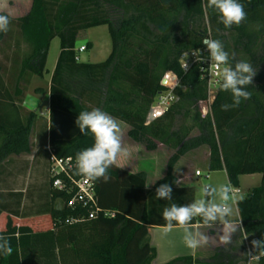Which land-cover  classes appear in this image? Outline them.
<instances>
[{"label": "trees", "instance_id": "obj_1", "mask_svg": "<svg viewBox=\"0 0 264 264\" xmlns=\"http://www.w3.org/2000/svg\"><path fill=\"white\" fill-rule=\"evenodd\" d=\"M240 2L247 19L231 28L219 22L206 0H32L22 16L0 12L14 26L0 33V43L12 48L7 62L0 63V167L12 156L32 153L38 115L23 102L33 77L47 72L55 37L60 53L49 89V132L38 139L44 145L37 154L44 152L49 160L51 153L71 157L74 163L76 153L93 143L75 120L80 111L96 107L128 124L129 137L147 150L159 144L176 149L152 189L145 172L129 173L116 164L107 183L92 180L101 211L96 218H89V208L82 204L69 205L75 189L65 173L60 177L66 187L55 188L51 167L50 204L43 211L24 214V191L0 190V234L11 237L12 247L11 255L0 254V264H152L157 249L151 245V226H166L164 207L195 200L193 188L175 186L174 166L184 154L204 146L209 172L225 169L232 187L239 188L241 175L260 173L262 181L237 200L242 228L231 232L230 243L218 247L207 262L184 257L168 264H246L245 236L264 238V0ZM206 17L210 31L203 25ZM102 25L108 26L112 40L109 56L100 62L80 61V31ZM205 38L219 39L230 63L249 62L257 75L247 89L249 100L223 111L221 105L231 104L232 96L219 88L211 113L203 117L200 102L207 99V88L196 68L182 71L180 58L203 46ZM167 72L177 73L184 89L176 88L175 102L148 123L154 98L167 89L162 85ZM69 173L76 179L83 176L73 168ZM164 183L173 189L171 201L155 197ZM199 222L204 223L196 217L190 224ZM256 255L257 264H264V255Z\"/></svg>", "mask_w": 264, "mask_h": 264}, {"label": "clouds", "instance_id": "obj_2", "mask_svg": "<svg viewBox=\"0 0 264 264\" xmlns=\"http://www.w3.org/2000/svg\"><path fill=\"white\" fill-rule=\"evenodd\" d=\"M206 7L213 8L218 13L219 22L225 28H231L233 25L239 26L247 19L244 4L240 0H206ZM9 24V18L0 15V33L7 34ZM202 44L207 49L210 62L221 69L219 73L220 90L229 92L232 96V103L222 104L221 110L227 111L238 107L242 101L249 100L251 92L247 89L253 86L257 68L246 61H236L234 65L230 63L229 53L225 51L219 39L205 38ZM75 124L83 136L91 135L93 143L90 147L76 153L74 173L94 181L102 179L107 183L111 179L109 169L116 164L120 155L125 154L120 123L108 112L96 107L80 111ZM230 191L227 185L218 187L205 185L201 189L202 197L199 200L184 205L171 203L164 207L161 218L168 229L177 224L184 226L186 229L185 243L188 248L195 250L203 243H207L208 237L198 231H188L187 226L196 217H200L205 224H208L230 216L232 209L227 203ZM172 192L171 185L164 183L156 188L155 197L159 200L171 201ZM224 242L230 243V236ZM257 252L264 255V238L251 241V248L246 252L250 262L253 259H259ZM11 253V237L0 234V254L11 255Z\"/></svg>", "mask_w": 264, "mask_h": 264}, {"label": "crops", "instance_id": "obj_3", "mask_svg": "<svg viewBox=\"0 0 264 264\" xmlns=\"http://www.w3.org/2000/svg\"><path fill=\"white\" fill-rule=\"evenodd\" d=\"M31 4H32V0H14L13 5L11 7L12 9L10 8L11 12L8 10H4V12H7L9 15L14 16V17L22 16L30 10ZM14 10H17V11L24 10V14L14 15V13H12ZM52 43H53V40L50 45L48 59H47V65H46L47 72L45 73L43 78L33 77L28 93H27V96L23 102V106L27 110L35 111L38 115L36 126H35V131L33 134V140H38V139L43 138L44 137L43 133L44 134L46 133V135L48 136V132H49V123H50L49 89H50V84H51V77H52V74L55 69L58 56L60 53V44H59V50H57L54 55L53 64L51 67H49L48 62H49V58L51 54ZM81 45H85V44H81ZM81 45L77 46V43H76V49L79 48ZM86 46L88 49V47L91 46V41H89L88 44H86ZM78 59L82 62H94V61H91V58L89 56L84 55L81 57L79 52H78ZM42 95L46 96V102L44 103L43 106L41 103ZM119 123L122 129V143L125 149V154H122L118 157L116 161V165H118L119 167L123 169H126L129 173L145 172L147 176L146 178L147 188L152 189L155 186V184L165 175L167 168L161 174H158V171L160 167L164 165L165 161L168 160L169 157L173 153L170 156H168V154H164V159L161 158V160L157 161L154 155L155 150L148 151L146 149L145 154L147 155V158L142 160L143 163L144 161H150V160L154 161L156 163V169H157V171H154L155 174H152L150 183H148V180H147L148 173L145 169H143V163H141L140 161L139 168L134 169L129 159L130 157L131 159L135 158L136 151L139 150L141 153L142 151L141 145L134 142L129 137L130 126L122 121ZM159 145L163 146L164 144H159ZM202 148L203 147L187 152L179 160L185 159L188 164H192L194 160L198 159V156H199L198 154L200 153V151L204 150L203 154L208 162V169H209V163H210L209 149L207 147H206L207 149H202ZM164 150L165 149H163L161 146H158V151L162 152ZM166 152L167 151H165V153ZM123 162L124 163L126 162L127 164L125 165ZM196 171H195V175H196ZM174 175L176 176L175 186L193 188L195 200H197V191L192 184V180H191L192 176L184 175V174H177L175 172H174ZM209 175H210L209 178H213L215 181L214 182L215 184H211V186L218 187L222 183L224 185L229 186L230 189L234 188L231 186L229 182L227 171L225 169L218 170V171H210ZM246 176H252L254 178H257V181L260 180V183L262 181V174L260 173L241 175L240 176V186L238 188L240 189V192H241V188L243 185V178ZM231 196L235 197L236 194L231 195ZM237 200L238 199L234 201L235 213L232 214V216L230 217L228 216V217H225L223 220H217L215 222L208 223V224L199 222L196 224H189L187 226L188 231H192V232L198 231L208 237L207 243H203L200 247L196 248L195 250L188 248L185 243L184 237L186 234V229L184 226L174 225L171 229L166 228V226H158V225L151 226V234H150L151 245L156 247L157 249V255L154 261L152 262V264H168L174 259L184 258V257H192L194 261L199 259L202 262H207L210 259V257L214 254L215 250L225 243L224 242L225 239L230 236L233 229L242 228V223L239 221L240 215H239V211L237 207ZM254 239H256L255 235L245 236L244 242L249 250L251 248V241ZM178 264H188V262L184 261V262H179ZM193 264H196V263L194 262ZM246 264H257V259H253L250 262L248 258V261L246 262Z\"/></svg>", "mask_w": 264, "mask_h": 264}, {"label": "rangeland", "instance_id": "obj_4", "mask_svg": "<svg viewBox=\"0 0 264 264\" xmlns=\"http://www.w3.org/2000/svg\"><path fill=\"white\" fill-rule=\"evenodd\" d=\"M13 1L14 0H0V12H3L4 10H8L11 12L10 8L13 5ZM129 12L131 13V11ZM12 13H14V15H18V14L22 15L24 14V10L21 11L14 10ZM11 17L16 18L19 16H15V17L11 16ZM203 25L210 31V25L207 17L205 18ZM9 28L14 29V26L9 24ZM15 37L18 38L17 33L15 34ZM89 41H91V46H89L86 51L80 53V56L81 57L84 55L89 56L91 58V61L94 62H100L105 60L112 49V40L110 37L108 26L107 25L96 26L80 31L77 39V46L81 44L86 45L88 44ZM59 44H60V39L58 37H55L53 39L51 54L48 62L49 67H51L53 64L54 55L56 51L59 50ZM21 47L24 53L28 52V47L23 45V43ZM11 54H12V48L11 49L8 48L5 42H1L0 63L3 64L6 63L7 57L11 56ZM45 102H46V96L42 95L41 97L42 106L44 105ZM118 121L121 122L120 120ZM194 133L196 132L194 131ZM43 145H44V141L33 140V148L31 154L12 156L7 162H5L0 167V190L4 192L23 190L25 194V199H24L22 212L24 214H31V213L43 211L50 204L49 189H50V176H51L50 174L51 162L44 152L37 154L38 150ZM159 146H161L165 150L162 152L158 151V148L155 150L154 155L157 161L161 160V158L164 159V154H168V156H170L176 150L175 148L167 145H163V146L159 145ZM141 149H142L141 151L142 154L138 150L135 152L134 159H131V157L129 158L132 163V167L134 169L139 168L140 161L141 163H143L142 160L147 158V155L145 154L146 148L141 145ZM202 149H207V148L206 146H204ZM165 151L167 152L165 153ZM203 151L204 150L200 151V153L198 154L199 155L198 159L194 160L192 164H188L187 161L183 159V160H179L174 166L175 173L192 176L191 177L192 184L197 191V200H199L202 197V192H201L202 187H204L205 185L215 184L213 178L206 177V175L210 172L208 169V162L204 157ZM168 160H166L164 165L160 167L158 174H161L166 170ZM124 164L126 165L127 163L125 162ZM143 169L147 171L148 173L147 180L148 183H150L152 174H155L154 171H157L156 163L151 160L144 161ZM196 169L202 171L203 175L196 176L195 175ZM259 184H260V180L257 181V178H254L252 176H246L243 178V185L241 188V192L236 194L235 197L229 194V200L227 201V203L230 205L232 209V213L230 216H232V214L235 213L234 201L236 199L245 197L247 193H249L255 186ZM221 185L224 184L221 183ZM56 203L54 201L53 204ZM3 217H5L4 219L6 220V216ZM44 228H46V226H44Z\"/></svg>", "mask_w": 264, "mask_h": 264}, {"label": "built area", "instance_id": "obj_5", "mask_svg": "<svg viewBox=\"0 0 264 264\" xmlns=\"http://www.w3.org/2000/svg\"><path fill=\"white\" fill-rule=\"evenodd\" d=\"M211 39V38H210ZM87 49L86 45H81L76 49L77 52L82 53ZM180 67L184 73H189L192 69L196 68L199 71L201 79L204 81L207 88L208 97L206 100L200 102V108L202 116L206 117L211 113V106L216 98L218 90L220 88V68H217L209 60V54L206 47L203 45L199 48L186 51L182 54L180 58ZM168 74V75H166ZM164 75L167 82L162 84L167 89L162 90L157 93L154 98L153 104L151 106L150 114L153 120L162 117L170 106L177 99L176 88L180 87L184 89L181 85L180 77L177 73L167 72ZM204 106V107H203ZM148 123H150L148 121ZM51 174L54 177L53 186L58 189H64L66 183L60 177L61 173L68 175L71 181V188L75 189V194L69 205H75L77 203L82 204L89 208V218H96L100 215L101 211L97 203V195L94 182L86 176L80 178H74L70 175L69 170L73 168V160L71 157H58L51 153ZM197 176H202L203 173L200 170L196 171ZM207 178L210 177L209 173L206 175ZM240 193V189L232 188L230 191L231 195ZM105 216H112V212L104 211L102 212ZM70 221H74L71 219Z\"/></svg>", "mask_w": 264, "mask_h": 264}, {"label": "water", "instance_id": "obj_6", "mask_svg": "<svg viewBox=\"0 0 264 264\" xmlns=\"http://www.w3.org/2000/svg\"><path fill=\"white\" fill-rule=\"evenodd\" d=\"M166 82H167L166 78H163L162 84H166ZM148 121L149 122L153 121V117L151 115L149 116Z\"/></svg>", "mask_w": 264, "mask_h": 264}]
</instances>
